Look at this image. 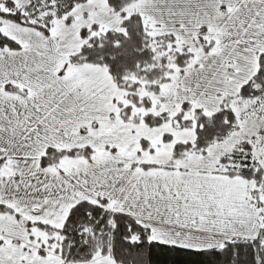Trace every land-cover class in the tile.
I'll use <instances>...</instances> for the list:
<instances>
[{
	"label": "snow or ice",
	"instance_id": "snow-or-ice-1",
	"mask_svg": "<svg viewBox=\"0 0 264 264\" xmlns=\"http://www.w3.org/2000/svg\"><path fill=\"white\" fill-rule=\"evenodd\" d=\"M0 264H264V0H0Z\"/></svg>",
	"mask_w": 264,
	"mask_h": 264
}]
</instances>
